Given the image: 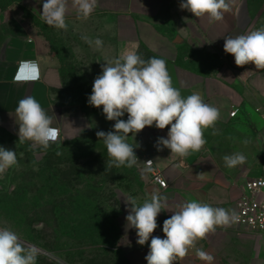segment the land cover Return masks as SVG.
I'll list each match as a JSON object with an SVG mask.
<instances>
[{
  "label": "crops",
  "instance_id": "0c3cea01",
  "mask_svg": "<svg viewBox=\"0 0 264 264\" xmlns=\"http://www.w3.org/2000/svg\"><path fill=\"white\" fill-rule=\"evenodd\" d=\"M24 1L33 8L42 7L44 2ZM180 3L181 0H96L95 10L84 20L68 0L66 21L76 24L77 31H82L80 24L83 22L90 24L86 34L97 54L99 70L102 71L105 61L118 58L126 51H134L146 60L151 57L164 59L173 86L182 96L198 93L205 103L220 112L215 129L204 131L207 142L202 149L183 158L171 154L170 149L158 151L155 147L159 137L167 138L168 128L160 130L153 125L135 136L130 135V144L139 145L135 148L138 163L140 159L144 163L146 159H153L154 166L151 172L145 171L148 168L145 164L136 166L142 174L141 192L132 195L122 191L119 196V227L129 264H147L144 257L150 240L140 246L136 243L135 229L125 230L126 198L131 197L140 205L150 200L149 194L155 189L167 197L172 210L179 204L196 200L237 213L236 201L244 191L248 174L258 159L264 157V70H256L253 64L238 67L234 57L223 50L224 37L256 30L249 0H238L220 21H210L207 16L197 18L181 10ZM97 38L103 41L101 47L95 44ZM187 49L193 54L187 53ZM22 61L37 62L39 79L16 80ZM193 63L209 64L201 68ZM63 85L59 57L50 50L45 35L31 20L22 17L18 6L0 5V134L18 141L15 108L19 100L29 96L53 117L52 126L59 129V141L50 146L93 130L96 126L94 115L84 104L64 99ZM236 109L238 114L232 117ZM121 119L125 120V115ZM24 143L31 145L28 141ZM234 153H242L247 162L251 160L250 166L226 167L223 157ZM155 170L162 172L167 188L152 181ZM172 214L170 211L159 214L154 236L164 238L163 222ZM239 246L243 248V263L238 258ZM196 248L212 254L213 264H251L255 259L253 254L264 249V235L233 222L227 227H217L206 239L200 240ZM260 257L257 260L264 264V258ZM177 264L205 262L198 259L193 248Z\"/></svg>",
  "mask_w": 264,
  "mask_h": 264
},
{
  "label": "clouds",
  "instance_id": "9594fccd",
  "mask_svg": "<svg viewBox=\"0 0 264 264\" xmlns=\"http://www.w3.org/2000/svg\"><path fill=\"white\" fill-rule=\"evenodd\" d=\"M78 15L87 20L96 7V0H71ZM238 0H181L180 9L187 10L195 17L207 16L210 21H220L231 11ZM68 0H44L41 18L50 27L67 30L66 14ZM97 47L103 45L99 38ZM223 50L234 57L236 66L253 64L256 70H264V27L240 34L224 37ZM102 72L95 77L88 104L102 107L108 121H115L113 130L97 131L98 139H103L109 159V167L141 166L135 148L128 137L135 136L145 127L168 128L167 138L159 137L155 147L158 151L170 149L171 154L181 158L197 152L207 142L204 131L215 129L220 118L219 109L204 102L198 93L187 97L173 86L166 61L161 58H142L134 51H126L118 58L105 61ZM39 65L35 61H22L18 81L37 80ZM127 113V120L121 119ZM15 122L19 125L18 141L31 142L33 148L47 150L59 137V129L53 127V117L33 97H25L15 108ZM170 126V127H169ZM84 130L83 128H78ZM216 132L213 131V135ZM60 155V152L56 153ZM226 167L232 168L245 163L242 153L223 157ZM148 161L146 163H150ZM16 151L0 146V175L17 165ZM144 163V164H146ZM143 164V165H144ZM151 172L152 168L145 169ZM150 200L138 205L136 200L125 199L128 215L125 230L135 229L140 246L148 244L144 257L147 264H177L190 249H196V256L205 264H213L214 256L196 248L200 240L215 232L217 227H227L238 219L234 210L215 208L207 203L191 200L170 209L167 197L150 192ZM162 211L173 214L163 222L164 238L154 236L157 217ZM39 251L35 246H25L16 232L0 228V264H37Z\"/></svg>",
  "mask_w": 264,
  "mask_h": 264
},
{
  "label": "rangeland",
  "instance_id": "374dc122",
  "mask_svg": "<svg viewBox=\"0 0 264 264\" xmlns=\"http://www.w3.org/2000/svg\"><path fill=\"white\" fill-rule=\"evenodd\" d=\"M249 3L254 27H264V0ZM10 4L18 6L22 17L31 20L48 39L62 67L63 98L84 104L94 115L96 126L47 150L0 134V146L16 151L18 160L0 175V228L16 232L25 246H35L37 264H128L119 227V196L122 191L139 194L142 174L134 167H109L106 146L96 136L97 131L113 130L115 121L103 116L102 107L87 102L93 81L102 72L88 42L90 24L83 22L82 31H77L76 24L66 21L65 31L48 26L41 18L40 6L33 8L24 0H0L2 7ZM187 53L193 51L187 49ZM208 64L192 65L206 68ZM263 167L261 157L247 180L260 175ZM242 250L239 246L238 258L243 263ZM253 257L251 264H261L257 257L264 258V249Z\"/></svg>",
  "mask_w": 264,
  "mask_h": 264
},
{
  "label": "built area",
  "instance_id": "2783aa9c",
  "mask_svg": "<svg viewBox=\"0 0 264 264\" xmlns=\"http://www.w3.org/2000/svg\"><path fill=\"white\" fill-rule=\"evenodd\" d=\"M238 114V110L232 111V117ZM127 120V113H125ZM60 136L58 137V141ZM151 161L150 163H146ZM145 165L154 166L153 159H146ZM152 181L162 188H167L168 183L162 172L154 171ZM238 219L236 224L250 228L264 235V167L260 175L247 180L243 193L236 201Z\"/></svg>",
  "mask_w": 264,
  "mask_h": 264
},
{
  "label": "water",
  "instance_id": "95a60500",
  "mask_svg": "<svg viewBox=\"0 0 264 264\" xmlns=\"http://www.w3.org/2000/svg\"><path fill=\"white\" fill-rule=\"evenodd\" d=\"M140 160H141V161H140L139 164L143 165V164H144V160H143V159H140Z\"/></svg>",
  "mask_w": 264,
  "mask_h": 264
},
{
  "label": "trees",
  "instance_id": "16d2710c",
  "mask_svg": "<svg viewBox=\"0 0 264 264\" xmlns=\"http://www.w3.org/2000/svg\"><path fill=\"white\" fill-rule=\"evenodd\" d=\"M133 167L137 169V167H136V166H133ZM127 261H128V260H127ZM128 264H129V262H128Z\"/></svg>",
  "mask_w": 264,
  "mask_h": 264
}]
</instances>
